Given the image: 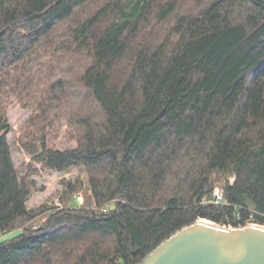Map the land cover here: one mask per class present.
<instances>
[{"label": "trees", "instance_id": "1", "mask_svg": "<svg viewBox=\"0 0 264 264\" xmlns=\"http://www.w3.org/2000/svg\"><path fill=\"white\" fill-rule=\"evenodd\" d=\"M35 164L93 207H29ZM202 219L264 226V0H0V264H141Z\"/></svg>", "mask_w": 264, "mask_h": 264}, {"label": "water", "instance_id": "2", "mask_svg": "<svg viewBox=\"0 0 264 264\" xmlns=\"http://www.w3.org/2000/svg\"><path fill=\"white\" fill-rule=\"evenodd\" d=\"M201 222L174 233L141 264H264V230L254 228L258 224L227 230Z\"/></svg>", "mask_w": 264, "mask_h": 264}, {"label": "rangeland", "instance_id": "3", "mask_svg": "<svg viewBox=\"0 0 264 264\" xmlns=\"http://www.w3.org/2000/svg\"><path fill=\"white\" fill-rule=\"evenodd\" d=\"M7 109V120L8 125L10 126V132L7 138L11 146L12 157L15 166L20 172H23L25 171L27 166L32 162V160L22 150L19 144V138L24 133L28 120L33 114V110L26 109L25 107H23L22 103H19L14 98L8 100ZM68 133V126L60 127L59 137L55 140H52L51 144L54 145L56 148L60 149L73 147L75 143L71 142ZM35 167L39 168L40 172L32 175V177L30 178V180L35 182L36 190L31 196V199L29 201V207L34 208L43 204H47V206L50 208L59 206L64 207L66 204L62 201V196L66 191L65 186L70 184H75L74 188H76L75 194L70 197L72 204L80 208L93 207V200L88 187V177L84 172H81L78 169H73L65 173H57L44 170L42 169L41 165L38 164H35ZM225 179L226 178L222 179L218 184H216V188H222L225 183ZM113 205L114 204H111L110 206L113 207ZM42 220L43 218L39 217L30 225L36 227L42 222ZM203 220L204 219H202V221ZM205 221L217 226H221L227 230L235 229L233 226L219 225L210 220ZM4 238H6V236L0 235V241H2Z\"/></svg>", "mask_w": 264, "mask_h": 264}, {"label": "built area", "instance_id": "4", "mask_svg": "<svg viewBox=\"0 0 264 264\" xmlns=\"http://www.w3.org/2000/svg\"><path fill=\"white\" fill-rule=\"evenodd\" d=\"M231 181H233V179ZM213 200L215 203H221L224 200V193L221 188H215L213 192Z\"/></svg>", "mask_w": 264, "mask_h": 264}, {"label": "bare ground", "instance_id": "5", "mask_svg": "<svg viewBox=\"0 0 264 264\" xmlns=\"http://www.w3.org/2000/svg\"><path fill=\"white\" fill-rule=\"evenodd\" d=\"M201 224L204 225V226H214L213 224L208 223V222L205 221V220H203V221L201 222ZM254 228L264 230V226H260V225H256V227H254ZM216 229H217V228H216Z\"/></svg>", "mask_w": 264, "mask_h": 264}]
</instances>
